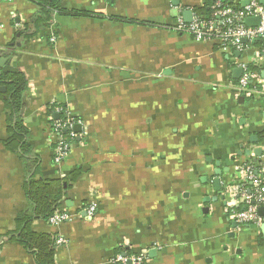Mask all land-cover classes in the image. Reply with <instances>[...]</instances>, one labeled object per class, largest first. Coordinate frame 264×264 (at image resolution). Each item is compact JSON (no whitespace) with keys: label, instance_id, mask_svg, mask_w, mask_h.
<instances>
[{"label":"crops","instance_id":"crops-1","mask_svg":"<svg viewBox=\"0 0 264 264\" xmlns=\"http://www.w3.org/2000/svg\"><path fill=\"white\" fill-rule=\"evenodd\" d=\"M210 2L61 0L62 12L41 22L31 0H0V71L26 77L21 117L42 176L82 171L57 211L71 219L33 224L64 239L55 264H115L119 252L146 264H264V235L237 225L239 200L225 190L264 156V49L224 53L178 31L184 13L193 20ZM243 64L258 69L254 92L238 87ZM6 119L0 100V264H36L7 238L33 208L23 163L5 146ZM62 119L75 138L55 164Z\"/></svg>","mask_w":264,"mask_h":264},{"label":"built area","instance_id":"built-area-1","mask_svg":"<svg viewBox=\"0 0 264 264\" xmlns=\"http://www.w3.org/2000/svg\"><path fill=\"white\" fill-rule=\"evenodd\" d=\"M3 1L12 2L13 0ZM211 8L210 19L196 14L191 23H186L179 18L178 31L192 35L198 42H216L224 53H242L248 45L264 41V4L261 0H248V5L244 8L228 6L222 0H216ZM249 18H259V25L248 26L246 21ZM240 68L242 75L238 83L239 89L246 93L256 91L258 86L253 87L252 85L254 73L250 70V66L243 64ZM53 130L58 135L54 160L55 164H60L71 151L75 138L73 122L59 120L53 124ZM257 161L249 162L242 168V180L237 184H231L228 192L233 197H237L240 203L241 210L232 216L237 225L240 227L254 226L260 230L264 224V217L258 212L259 208L264 205V156L260 158L259 164ZM96 213V204L90 205L87 209L88 216L93 218ZM70 219L71 216L68 213L56 212L48 222L52 226H58ZM56 244L62 246L65 241L58 238ZM112 262L115 264H146V258L142 255L128 256L119 252L113 257Z\"/></svg>","mask_w":264,"mask_h":264},{"label":"trees","instance_id":"trees-1","mask_svg":"<svg viewBox=\"0 0 264 264\" xmlns=\"http://www.w3.org/2000/svg\"><path fill=\"white\" fill-rule=\"evenodd\" d=\"M38 8L41 22L52 19L53 13L62 12L61 0H31ZM216 0H211L210 8L197 11V15L211 18L212 5ZM226 5L233 6L227 0H222ZM251 45L261 46L264 49V41H257ZM217 47L220 49L219 45ZM254 73L258 69L250 66ZM0 87L6 91L0 93L6 111L8 139L5 142L6 149L12 154L18 155L26 171L24 190L33 208L31 215L21 214L16 219V229L7 235L10 242L16 243L29 251L36 264H55V248L57 238L50 233H37L33 229L36 221L48 222L58 211L61 202L67 197L68 191L81 176V169L75 170L69 178L46 179L42 176L40 159L32 154L28 141L29 128L22 120L24 108V94L27 90V80L23 73L0 71ZM64 134V133H63ZM260 141H264V133L260 135ZM259 164V160L257 161Z\"/></svg>","mask_w":264,"mask_h":264},{"label":"water","instance_id":"water-1","mask_svg":"<svg viewBox=\"0 0 264 264\" xmlns=\"http://www.w3.org/2000/svg\"><path fill=\"white\" fill-rule=\"evenodd\" d=\"M263 4H264V1L262 0L261 1ZM248 4V1H246V3H244V5H247ZM192 12H188V13H184V19H186L185 21L187 22V23H191L192 22V20L191 19H188L190 16H192ZM259 23H260V20H259V18H249V19H247V21H246V24L248 25V26H258L259 25ZM241 71V70H240ZM76 129L79 131V127H76ZM252 142L253 143H258V138L257 137H253L252 138ZM262 153H263V151H262V149H257L255 152H254V155L256 156V157H261V155H262ZM241 155V154H240ZM246 155H250V152H246ZM222 172L223 171H221V170H216L215 171V173H214V175H216L217 176V178L215 179V181H214V189H215V191H221L222 190V181L219 179V178H221V176H222ZM226 172L228 173L229 172V170H226ZM228 189V185H227V187H226V189L225 190H227ZM227 193V192H226ZM225 197L226 196H223L222 197V199H225ZM259 215L260 216H262V217H264V207H260L259 208ZM260 230H261V232H262V234L264 235V224L260 227Z\"/></svg>","mask_w":264,"mask_h":264},{"label":"rangeland","instance_id":"rangeland-1","mask_svg":"<svg viewBox=\"0 0 264 264\" xmlns=\"http://www.w3.org/2000/svg\"><path fill=\"white\" fill-rule=\"evenodd\" d=\"M238 178H240V177L238 176ZM236 181H237V182H236V184H237L239 180H236ZM250 227H252V228L254 229V226H250Z\"/></svg>","mask_w":264,"mask_h":264}]
</instances>
